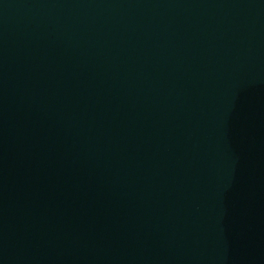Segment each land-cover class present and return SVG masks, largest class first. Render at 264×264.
Returning a JSON list of instances; mask_svg holds the SVG:
<instances>
[{
    "label": "water",
    "instance_id": "water-1",
    "mask_svg": "<svg viewBox=\"0 0 264 264\" xmlns=\"http://www.w3.org/2000/svg\"><path fill=\"white\" fill-rule=\"evenodd\" d=\"M0 264H264V0H0Z\"/></svg>",
    "mask_w": 264,
    "mask_h": 264
}]
</instances>
